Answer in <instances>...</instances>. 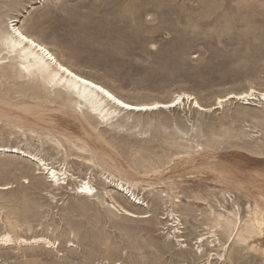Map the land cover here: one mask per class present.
Here are the masks:
<instances>
[{"label":"rangeland","instance_id":"374dc122","mask_svg":"<svg viewBox=\"0 0 264 264\" xmlns=\"http://www.w3.org/2000/svg\"><path fill=\"white\" fill-rule=\"evenodd\" d=\"M13 18L75 71L129 102H164L185 92L212 106L231 93L264 92V0H0V26ZM21 83L0 77V115L6 117L0 146L18 147L74 176L56 191L29 159L0 156V185L10 187L0 191V232L56 242L55 249L0 247V264H204L192 250L210 219L204 206L189 207L186 199L208 193L219 210L220 194L229 191L242 218L249 204L264 209V124L257 123L255 108L229 99L219 110L198 114L187 105L141 117L133 129L98 126L86 133L106 167H117L109 169L116 179L138 184L134 194L144 206L106 189L128 211L149 216L131 219L110 208L100 185L105 167L69 155L65 129L48 120L54 106ZM242 132L261 135V148ZM47 139L68 150L65 161ZM211 168L237 182L230 188L206 179ZM81 179L94 185L101 201L74 194ZM224 206L229 210L231 203ZM166 211L179 215L182 237L160 219ZM223 264H264V255L232 244Z\"/></svg>","mask_w":264,"mask_h":264},{"label":"bare ground","instance_id":"6f19581e","mask_svg":"<svg viewBox=\"0 0 264 264\" xmlns=\"http://www.w3.org/2000/svg\"><path fill=\"white\" fill-rule=\"evenodd\" d=\"M17 23L18 21L13 18L10 21V25L5 27L2 25L0 26V77L4 78L10 76L16 80H20L22 82V87H26L31 95L54 106V113L48 117V120L52 125L54 124L65 129L67 135H62V140L64 144L69 146V151L67 150L69 155H74L83 165L88 167H99L102 171H104V169L101 165L105 167L108 176L105 177L100 185L102 189L105 190V195L112 201L110 208L124 217L131 219H146L149 216H147V213L138 215L128 211L119 204L106 189L111 187L115 194L124 195L128 198L127 200H130L134 205L144 206V202L141 201L140 197L138 198L134 194V190L138 189V184L132 183L126 179H116V177L109 172V169H117V167L115 165L106 167V159H100V157L89 148L85 137V135H87L86 133H89V131H94L98 126L115 132L123 128L133 129L138 126V121L141 117L159 113L164 110H180L187 105L189 109L194 110L198 114L212 113L215 110H219V108L223 106V103L229 99L237 101L242 106L255 108L256 112L259 113L257 115V123L264 124V92L255 91L253 89H248L237 94L231 93L223 98L217 99L212 106L201 105L195 97L185 92L175 93L171 99L164 102H129L99 81L75 71L70 65H67L52 53L46 44L18 27ZM13 29L26 36L27 39L32 40L38 47L33 48L32 45L28 44L26 41H21L19 37L15 36ZM41 47L45 49L47 55L39 50ZM48 56H51L52 59L49 60ZM60 68L68 69L73 75L69 76L67 72H61ZM76 76H79L81 81H89V84L85 85L81 81H77L75 79ZM91 84L97 85V88H92ZM100 88H103L110 96L119 99L123 104L129 105V107L124 108L120 104H116L115 101L110 99L109 96H106L104 92L99 91ZM176 101H179V103H176ZM153 105L162 106L154 108L152 107ZM163 105L169 106L163 107ZM3 118L6 119L4 115H0V120ZM43 119L45 121V118ZM56 126L55 128H57ZM253 129L256 128L253 127ZM19 133L20 135H25L22 131H19ZM242 133L243 137L246 136L250 141L256 144L258 148H261V135H246V133ZM181 134L187 136V133ZM99 137H97V140H99ZM47 143L51 146L52 150L57 152V155H60L64 161L66 160L68 153L66 150L62 153L63 146L61 143L50 139H47L46 144ZM185 143H187V141ZM198 148H200V152L204 151L202 146H198ZM5 154L16 156L17 158H27L29 161H32L35 169L39 171V174L45 176L46 183H48L51 188H56V191L63 190L68 186L70 182L69 177L72 179L74 176L73 174L68 175L66 170L62 171L51 167L48 163L49 160L28 153L18 147L0 146V156L4 157ZM210 174L211 176L205 178L213 182L214 180L220 181L230 188L232 187V182H237L230 173L224 171L219 172L215 168H211ZM202 178H204V176ZM78 179L79 177L76 178V180ZM78 183L79 186H76L73 190L74 194H78L82 199L90 197L101 201L91 182L81 179ZM239 185L237 187L242 189L243 185L241 183H239ZM9 189V185H0V191H7ZM209 196L208 193H205L203 196L195 195L193 199H186V204L189 207H193L192 204L194 203H200L204 206V210L207 211L206 215L210 219V224L205 226L206 233L196 238L194 244L196 247L192 250L194 255L196 257L199 256V258L202 259L201 262L204 261V264H212L213 261H216V264H223L226 261V255L232 244H236L239 247L247 245L249 249H256V251L264 255V209H262L257 202L249 204L246 207V217L242 218L239 209L234 205L229 191L220 194L222 202H216L219 210L212 208L209 200L212 196ZM52 199H54V197H52ZM174 199L176 200V204L181 203V197L179 195L175 196ZM228 202L231 203L229 210L224 206V204L228 205ZM160 219L167 220V226L170 227L176 239L182 237L183 227L179 215L166 211L162 214ZM55 244V241H51L44 236L24 238L19 236L16 237L10 231L0 232V247L9 248L16 246L55 249ZM178 246L180 250H186L188 248L187 246H182V244Z\"/></svg>","mask_w":264,"mask_h":264},{"label":"snow or ice","instance_id":"6c2138e0","mask_svg":"<svg viewBox=\"0 0 264 264\" xmlns=\"http://www.w3.org/2000/svg\"><path fill=\"white\" fill-rule=\"evenodd\" d=\"M13 32L15 33V36L19 37V39H20L21 41H26L28 44H31L33 48L38 47V45H36L32 40L27 39V37L24 36V35H22L20 32H16L15 29H13ZM39 50H40L41 52H44L45 55H47V53H46V51H45L44 48L41 47ZM48 59L51 60L52 57H51V56H48ZM53 63H54V61H53ZM60 71H61V72H67V74H68L69 76L73 75V74H72L71 72H69L68 69H66V68H60ZM75 79H76L77 81H81V78H80L79 76H76ZM81 82L84 83L85 85H88V84H89V81H87V80H82ZM91 87H92V88H97V85H95V84H91ZM99 91L104 92V94H105L106 96H109L110 99L114 100L116 104H120V105H121L122 107H124V108H128V107H129V105H127V104H123L119 99H116L115 97L110 96L109 93L106 92L103 88H100ZM176 103H179V101H176ZM161 106H162V105H153L152 107H154V108H158V107H161ZM168 106H169V105H163V107H168Z\"/></svg>","mask_w":264,"mask_h":264}]
</instances>
